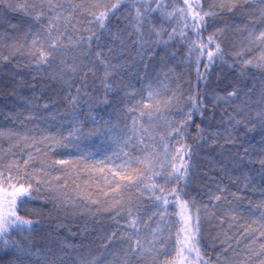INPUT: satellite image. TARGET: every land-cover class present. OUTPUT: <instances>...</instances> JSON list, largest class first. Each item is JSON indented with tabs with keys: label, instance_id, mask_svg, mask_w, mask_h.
<instances>
[{
	"label": "snow or ice",
	"instance_id": "6c2138e0",
	"mask_svg": "<svg viewBox=\"0 0 264 264\" xmlns=\"http://www.w3.org/2000/svg\"><path fill=\"white\" fill-rule=\"evenodd\" d=\"M0 9L23 13L24 17L15 24L5 21L11 31L0 32V49L6 53H0V67L17 61L15 67L28 70L31 77H12L8 94L16 97L22 107L5 118L23 126L26 121L56 120L61 116L68 125L67 135L62 121L54 135L45 134L39 139L12 129L0 132V137L16 141L0 155V161L15 155L16 148H35L46 157L38 170L32 152L27 153L26 160L13 159L0 165V264H161L162 257V264H264V0H219L207 8L204 0H0ZM225 12H239L247 21L231 27L244 36V51L258 48V57L239 60L241 52L235 56L238 64L228 63L226 41L230 29L219 27L217 21ZM177 42L186 49L180 64L195 65L197 87L188 93L178 84L175 89L171 87L179 79L175 69L168 67L179 56V49L169 51ZM217 65L227 81L222 88L212 87L211 76ZM137 66L144 72V89L124 82V74ZM153 66L160 69L155 82L147 80ZM225 68L227 73L223 72ZM253 69L260 73L258 78ZM133 75L139 78V72ZM90 77L93 81L99 79L102 100L95 95ZM201 82L205 86L203 96ZM26 87L33 90V95H23ZM120 91L129 101L141 97L124 109L125 113H138L140 120L147 117L152 121L154 115H172L175 110L172 119L164 120L165 131L153 135L150 128L155 126L146 128L143 123H139L138 131V120L133 119L131 135L125 139L119 122L95 113L101 103L110 104V93ZM46 92L54 97L51 103H41ZM145 92L148 103H144ZM61 101L66 105L64 111L53 112ZM209 103L213 104V114L217 108L223 109L219 122L208 120ZM41 109L50 115H40ZM197 116L200 124L195 123ZM214 123L216 131L212 130ZM193 128L195 136L191 134ZM257 131L261 136L258 144H238L243 139L241 132L247 137ZM137 135L146 152L143 158L125 150ZM145 135L150 141L158 137L159 145L145 144ZM95 137L110 138L119 151L107 161L89 164L94 153L87 142ZM189 139L195 143H188ZM173 140L176 146H172ZM37 145L51 147L53 153L71 145L79 156L51 159L50 153ZM206 145L220 148V155L225 157L211 161L215 165L211 171L219 175L209 176V183L202 186L206 201L196 196L185 199L190 195L189 188L197 185V175H209L201 172L200 164ZM225 145L237 150L225 151ZM120 154L125 162L108 168L107 163H114ZM256 164L259 169L250 167ZM57 167L69 175L79 176L81 171L102 175L104 187L99 183L95 187L110 203L102 204L100 197L85 192H76L74 199L60 176L54 178L57 183L53 185L47 177L49 170ZM41 188L45 202H51L55 210L83 215L78 211L79 200L96 206V213L101 209L114 213L111 219L116 229L104 236L106 243L101 241L102 253H94L91 245L83 242L70 244L59 235L51 237L50 245L36 241L34 234L40 222L21 216L20 209L36 199ZM145 201L150 202V208ZM170 206L179 208L175 214L179 228L174 236ZM31 214L39 215L35 210ZM204 222H215L221 229L218 236L225 237L215 262L206 258L202 247ZM225 224L229 229L242 230V239L252 240L243 256L237 250L238 243L234 247L232 237L223 232ZM87 233L85 227L84 239ZM170 245L173 259L166 258Z\"/></svg>",
	"mask_w": 264,
	"mask_h": 264
},
{
	"label": "trees",
	"instance_id": "16d2710c",
	"mask_svg": "<svg viewBox=\"0 0 264 264\" xmlns=\"http://www.w3.org/2000/svg\"><path fill=\"white\" fill-rule=\"evenodd\" d=\"M77 2H80V0H77ZM105 2L111 3L114 2V0H105ZM166 2H172V0H166ZM219 0H204L205 6L212 3H217ZM123 11V10H122ZM119 14V13H118ZM23 13L19 12H7L3 9H0V32H3L5 30L11 31L8 28V24L5 23V21H10L11 23L15 24L21 19H23ZM218 26L221 28H229L230 31L227 34V41H226V51L228 53V63L229 64H238V60L235 58L236 53H243L239 57V60H243L245 58L247 59H253L254 57H258L260 55V50L258 48H253L250 51H244V48L247 47V42L244 39V36L240 33H237L231 26L233 24L240 25L242 23H246L247 21L241 17L240 13L237 12L235 15H230L227 12H225L221 17L217 18ZM208 33H205V38L207 37ZM166 39V37H165ZM180 50L179 56L175 61H172L168 64L169 68H174L176 71V74L179 76V79L171 84V87L173 89L176 88L177 84L183 89L185 93H188L189 90H195L197 87V77H196V71H195V65L193 64L190 67H186L184 65L180 64V59L185 57L186 55V49H181L179 42H177L172 50ZM107 51V49H105ZM0 53L6 54L3 52V49H0ZM163 55V52L161 53ZM17 61H13L10 64H7L6 67H0V132H6L9 129L15 130L20 133L28 132L30 135L36 136L38 139L45 135V134H55L57 130L59 129V125L62 121H64V118L61 116H58L56 120L48 119V120H39L36 122H25V124L22 126L19 122L6 119L5 116L8 113H14L18 111L22 105L19 100L16 99V97H13L9 95L8 93L12 90L9 87V84L12 82V77L15 76L16 80H19L21 77H23L25 80H30L31 77L28 74V70H19L15 67V64ZM204 64L207 63L205 60L203 62ZM204 69L201 67V72H203ZM134 72H139V78H137L135 75H133ZM224 73H227V69L225 68L223 70ZM253 72H255V69H253ZM160 74V69L158 67L153 66V68L149 69V74L147 77L148 81L155 82L156 77ZM249 75H252V73H249ZM255 76L258 78L260 76L259 72H255ZM212 80V87L215 88L217 85H219L221 88L225 83H227L226 80L223 79V74L221 68L217 65L214 67L213 74L211 76ZM90 84L92 88H95V95L99 97L101 100L103 99V89L100 87V81L99 79H93L89 78ZM124 82L125 84L131 83L135 85L136 89H144L147 87V84L145 82L144 72L142 69L137 66V68L133 69L130 73L124 74ZM91 90V88H90ZM199 90L201 95L203 96L205 92V86L201 82L199 85ZM209 91V98L211 97V88ZM220 95H223V92L221 91L219 93ZM23 95L25 96H31L33 95V90L31 88H24L23 89ZM54 97L52 96L51 92L45 93V99L41 101L43 102H49L51 103ZM141 99L140 96H137L135 99L129 101L127 98L124 97V92L120 91L118 93L112 94L110 93L108 95V100L110 101V104H103L101 103L99 107L95 110V113L98 116H102L104 119H112L113 122H119L120 128L123 129L124 138L128 139L131 135V127H132V120L137 119L138 125L137 129L139 131V123H143L146 128L150 127V125L155 126L154 128H150V130L153 132V135H156L157 132L163 133L165 131L164 128V120L165 119H172L174 116V111L172 115H169L167 113H159L158 116L154 115L152 121H149L147 117H144L142 120L138 118V113H125L124 109L126 106L130 107L132 105H135L137 101ZM147 100V94L144 93V103H148ZM66 105L63 101L59 105L56 106L52 111L56 112H63ZM213 104H208V112L206 113V116L208 117V120L219 122L221 120L222 108H217L215 114H213ZM231 111V109H229ZM39 114L43 116H49L50 114L44 110H39ZM226 119V117H224ZM208 121L206 120L205 123ZM196 124H200L201 120L200 117L197 116L195 120ZM36 124H39V127H36ZM89 126H91V122L89 121ZM63 130L64 134L67 135L68 131V125L67 122L64 121L63 123ZM213 131H216V125L213 124ZM192 136L196 135L195 129L193 128L191 131ZM241 137L243 139L238 142L239 143H245V141H250L253 144H258V142L261 140V136L259 132L250 134L247 137H244L243 132L240 133ZM145 144H152L155 143L159 145V139L155 141H150L147 138V135H145ZM12 143H16V141H9L8 139L4 137H0V155H3L4 151L7 150ZM188 143H195L192 139L188 140ZM221 144H224V141H220ZM172 146H176L175 141H171ZM245 146H247V143H245ZM37 147L43 149L44 152L50 153L51 159H75L79 156L78 153L75 152V150L69 145L67 148H57L56 151L53 153L51 151V147H48L46 145H37ZM88 149L94 153V156L89 159L87 162L89 164H92L94 162L99 161H107L109 157H113L114 152H118V148L115 144H112L110 141V138L108 137H95L91 141L87 142ZM126 151H128L133 157H141L143 158L146 155L145 150L143 149L142 145L139 143V135L132 138L131 143L125 148ZM237 148L231 146V145H225V151H232L235 152ZM15 152V155H8L4 157L3 161H0V165L10 163L13 159H27V153L32 152L35 157L37 158L36 163L34 164L35 169L40 168V161H43L46 159V157L43 155V152H37L35 148H16L13 150ZM148 152L151 151V147L147 149ZM242 152V149H240ZM221 149L220 148H212L208 147L207 145L203 149L201 153V172H207L208 176L203 175H197V185H194L192 188H189L190 195L185 196V199H191L192 196H196L197 199L201 202H204L207 200V197L202 194L203 188L202 186L204 184L209 183V176H218L219 173L215 171H211L215 167L214 164L211 163L212 160H215L217 162L224 160L225 157L220 155ZM50 162V161H49ZM125 162V158L122 154L119 155L118 158H114V163L109 162L107 163L108 168L112 167H118L119 164H123ZM253 169H259V165H252L250 166ZM33 171L32 168L29 169V172L31 173ZM50 174L47 177L48 179H51L53 181V185L57 183V181L54 179L57 176L63 177V181L67 182L68 184V193L72 195V197L75 199L76 192H85V193H91L93 195V198L100 197L102 204H107L110 202H105L103 200V197L98 192L95 185L97 183L100 184L101 187H104V181L102 175H97L96 173H93L92 175H89L88 173H85L81 171V175L76 176L75 174L69 175L64 170H61L59 167L49 170ZM17 173L14 171L13 176H16ZM20 175L22 176L23 173L21 172ZM158 183H163L162 180H158ZM79 185V187H77ZM174 187V185H173ZM235 190V188H233ZM132 192H135V189H132ZM200 192V195H197V193ZM37 198L30 201L26 207H22L20 209V215L25 216L28 219H32L34 221L38 220L40 222V227L37 230V232L34 234L35 239L38 243H44L45 245L51 244V237L59 235L61 240H65L70 244H76L79 245L81 242H83L86 245H91V250L94 253H102L104 249L100 246L101 241H104L103 238L105 235L110 234L111 231L116 229V225L112 222L111 215L108 212H105L101 209L99 213H96V206L94 205H88L87 202H82L77 200V204L81 205V207L78 209L79 212H82L83 215H78L70 211H63V210H55L53 208V204L51 202L46 203V195L43 188H41L40 193L36 194ZM127 195V194H126ZM145 204L147 207H151L150 202L145 201ZM35 210L39 213V215H32V211ZM169 211L171 213H174V215L171 217L172 220V228H173V236L176 230L179 228V224L177 221L179 220L178 215H175L179 212L178 206H170ZM90 213H96L95 215H91ZM150 214V213H149ZM125 221L121 220V224H124ZM85 227L88 228L87 233V239H84V230ZM221 232L220 227L215 223L212 222L211 224L208 222H204L202 224V247L204 248V251L206 253V258H211L215 262V258L217 255L220 254L222 250V243L221 241L225 239L224 236L218 234ZM223 232L227 233L228 237H232V244L235 247L238 243V251L240 252L241 256L245 254V246L252 243V240L250 238H243V231L238 228L229 229L228 225L225 224L223 226ZM175 257V253L172 251L171 245L169 246V254L166 257L167 259H173ZM165 257L161 258V264Z\"/></svg>",
	"mask_w": 264,
	"mask_h": 264
}]
</instances>
